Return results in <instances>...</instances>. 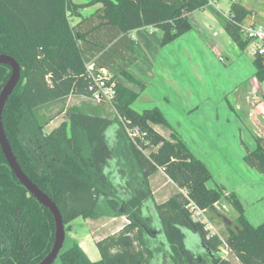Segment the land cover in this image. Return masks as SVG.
I'll return each mask as SVG.
<instances>
[{
    "label": "trees",
    "instance_id": "16d2710c",
    "mask_svg": "<svg viewBox=\"0 0 264 264\" xmlns=\"http://www.w3.org/2000/svg\"><path fill=\"white\" fill-rule=\"evenodd\" d=\"M98 2L102 5L91 14L69 23L70 9ZM210 5L209 0H0V53L20 65V79L2 111L18 163L55 202L64 227L80 216L128 217L117 235L96 241L99 260H89L72 240L60 252L63 264H229L218 255L221 245L230 248L240 264H264V221L252 225L237 195L222 184L208 187L211 173L206 163L192 154L158 107L132 108L138 93L118 80L122 76L142 86L128 71L137 61L133 30L157 28L165 45L192 28L190 12ZM250 12L231 0L228 16L220 17L241 50L251 41L242 36ZM252 56L254 77L262 81L264 56L257 51ZM89 62L105 68L115 82L110 102L90 98ZM9 75L10 67L0 64V89ZM72 95H85L97 105L90 111L65 106ZM106 106L113 116L104 112ZM263 106L255 103L257 110ZM50 108L56 111L46 114ZM61 112L66 119L46 131ZM252 135L256 147L249 150L243 144V159L264 176V133ZM158 169L175 188L163 202L155 201L148 180ZM223 198L237 212L235 229L223 236L208 234L200 221L191 219L190 208L205 215ZM0 223L10 248L5 264H25L28 259L34 264L53 244L52 214L18 182L1 150ZM188 236L194 238L195 248L188 246Z\"/></svg>",
    "mask_w": 264,
    "mask_h": 264
},
{
    "label": "rangeland",
    "instance_id": "374dc122",
    "mask_svg": "<svg viewBox=\"0 0 264 264\" xmlns=\"http://www.w3.org/2000/svg\"><path fill=\"white\" fill-rule=\"evenodd\" d=\"M238 1L250 10H255L257 12L256 19L247 17L243 21L244 24L254 21L255 24L260 23L264 25V0ZM216 2L217 3L210 5V7L195 10L190 14L189 18L190 22L194 25V32L190 31V34H188L190 38L184 40L197 50L202 48L201 43L194 35L200 37L205 43L214 41L219 45L220 50H217V54L210 50V55H204V58H206L207 71L204 69L205 71L203 72L210 75L208 84L202 87L199 83L195 82L193 78L189 77L188 68L186 69L187 63L184 62L182 63L184 74L183 78H181L188 84V88H179L177 94H173V91L177 88L174 90L173 88L171 89V87L167 88L161 79L154 80V82L145 80L148 85L140 96V104L143 102V105L147 104L150 106L154 103L164 108V111L170 115L171 121L174 123L172 125L174 128L173 130H176L177 134L182 136L188 148L191 149L195 155L203 162L206 160L209 163L211 173V178L208 181L209 186L215 187L217 184H222L225 190L227 189L234 192L244 206V215L249 218V222L252 225L256 226L264 221V213L260 215L261 211L264 210V176L244 162L243 144L253 139L251 133L254 135L264 133V110H257L254 105L255 101H260L264 105V80H258L259 84L253 87L255 82L253 81V77H250L226 95L240 115L241 120L246 123V127L251 132L250 133L242 121L229 108L224 95H220L221 87H228L235 81L238 75H245L250 72L252 64L248 62L247 57H245L243 62H236L237 66L233 65L230 71L226 72L220 68V65H223L220 64V61H225V56L231 58L230 49L227 48V46L234 45L236 49H238V46L232 41L221 25L220 17H226V12L223 14L218 11H227L231 0H216ZM71 6L70 3V8H72ZM80 14L81 13H79L76 8L70 9L69 12H67L69 23L71 25L74 24L78 20ZM196 30L201 31V34L199 35ZM242 36L246 39L243 32ZM251 44L252 41H250V44L244 49L246 53L250 52ZM221 51L223 53H221ZM250 55H252V53H250ZM220 57L221 60L219 59V61L218 58ZM140 64H145L144 57ZM181 83L183 82L181 81ZM260 83H262V85ZM121 84H129L128 86L132 87L135 91H140V85L137 83L132 84L127 81V78H122ZM166 91L169 92L167 96L170 102L163 97ZM151 101L153 103H151ZM73 104L89 111L93 110V107L97 105L85 95L69 96L65 101V106ZM191 104H193L192 106L200 105L199 109L194 111V117H191L192 115H186L184 111H182V109H185ZM133 105L136 108L139 107L136 102ZM177 109H180V112H177ZM50 110L53 112L56 111V108H50L47 110L46 114L50 113ZM104 112L110 116L114 114L110 106H106ZM65 119V114L61 112L45 126V130H51ZM239 134H241V137H239ZM171 186L172 184L168 187ZM172 189L175 192V188L173 187ZM190 211H192L191 208ZM115 217L117 218L113 219V216L101 215L97 219L90 220L91 222L88 224V229H95L94 236H97L95 238L96 241L106 236L117 235L119 229L114 231L115 228L113 229L112 224L115 225L117 221H123V224H125L128 221V217L125 215H117ZM236 217L237 212L235 208L223 198L215 205L214 210L210 213H206L204 216L195 214L191 219L200 221L204 226H208L207 223L205 224V221L208 220L211 226L207 229V233H219V235L223 236L229 229H235ZM65 227H67V225H65ZM78 232H81V230ZM193 241L194 238H192V236L187 237L188 246L191 248H195V245H191L194 244ZM71 243L72 240L66 231L61 251L68 249ZM219 250L220 252L218 255L222 260L229 264H240L230 248L226 245H221ZM53 264H63L60 255L57 256Z\"/></svg>",
    "mask_w": 264,
    "mask_h": 264
},
{
    "label": "crops",
    "instance_id": "0c3cea01",
    "mask_svg": "<svg viewBox=\"0 0 264 264\" xmlns=\"http://www.w3.org/2000/svg\"><path fill=\"white\" fill-rule=\"evenodd\" d=\"M72 1L75 3H78V4H83L87 0H72ZM215 3H217L216 0H213L212 4H215ZM101 5H102V3L98 2L95 4L89 5V6L79 8L77 11L81 14H80V16H78V20L74 24H76L83 16L85 17V16L91 14L93 11H95L97 8H99ZM228 7H229V5H228ZM246 8L248 10H250L248 7H246ZM218 11L220 13H223V14L226 12L225 16H228V8H227V11H224V12H222L220 10H218ZM250 11H252V12H250L247 15V17L256 19V17H257L256 13L257 12L255 10H250ZM191 13L192 12H190L188 14V18L190 17ZM212 19H214V18H212ZM189 20H190V18H189ZM74 24H72V25H74ZM150 28H152V27L137 28V29L133 30L131 33V37L133 38L134 47L136 50L137 61L129 67L128 71L134 78L138 79L140 81V83H142V86H140V91H136L137 93H139L138 97L133 102V104L136 102L139 105V107L136 108L133 104H131V107L138 110V111H141L144 108L156 106L162 111L164 117L166 118L168 123L171 125V127H173L172 125L174 123H172L170 115H168L164 111V108L158 106L157 104H154L152 101H151V103H153V104L150 106L147 104H145L147 106L143 105L142 104L143 102H141L142 105L140 104V100H141L140 96H141L142 92L145 91V88L148 85L146 82L147 81H153L154 82V80H157V79L160 80L161 79L164 82V84L167 86V88L171 87V89L173 88V90L175 88H177L173 91V94H177V91L179 88H188V84H186L184 82V80L182 79L183 74H184V69H183L182 63L186 62L187 63L186 69L188 68L187 70L189 73L188 76L193 78V80L195 82L199 83L202 87H204L205 85L208 84V81L210 80V78H209L210 75H207L205 72H203L205 70L207 71L206 58H204V55L205 54L207 56L210 55V53H211L210 50H212L213 53L217 54L218 53L217 50L218 49L220 50V47L214 41L209 42V43H205L200 37H197L196 35H194V36L201 43L202 49L197 50V49H194L193 46L191 47L189 45V43L184 41V40H187L188 38H190V36H188V34H190L189 33L190 31L192 32L194 30L193 24H192V28L190 30H188L187 32L183 33L182 35L178 36L173 41H171L170 43H167L165 45L161 44V31L157 28H152V30L150 31L149 30ZM196 32L199 35L201 34V31L196 30ZM194 34H196V33H194ZM184 36H188V37H184ZM184 38H186V39H184ZM251 47H252V44H251ZM251 47H250V49H251ZM227 48L230 49V54H231L230 57L231 58H229L228 56H225V61H220L218 58V60L220 61V64H223L222 66L220 65V68L222 70H224L226 72L232 70V66L233 65L237 66L236 62H241V61L243 62V59L245 57H247L248 62H250L252 64L253 56L250 55L251 52L246 53L245 50H241L238 47H237L238 49H236L234 47V45H228ZM221 53H223V52L221 51ZM143 57L145 58V64L141 65L140 62L143 59ZM254 71H255V67L252 64V68H251L250 72L246 73L245 75H238V77L235 79V81L232 82L228 87H221L220 95L223 94L224 97H226V95L231 90L236 88V86H238L240 83H242L246 79H249L250 77L251 78L253 77V81L255 82L253 84V87H256V85L259 84V82L256 79V77H254ZM185 73H186V71H185ZM204 74H206V75H204ZM122 78H124V77L120 76V77H118V80L121 81ZM145 80H147V81L145 82ZM181 81L183 83H181ZM145 84H146V86H145ZM260 84L262 85V83H260ZM124 85L126 87L134 90L132 87L128 86L129 84H124ZM167 93L169 94V92L166 91V94H164L163 97L168 102H170V100L167 96ZM152 97H153V95H152ZM159 98L162 99L161 97H159ZM258 102H260V101H255L254 105H255V103H258ZM192 105L193 104L187 106L185 109H182V111H184V114L192 115L191 117H194V115H193L194 111L199 109L200 105H194V106H192ZM263 110H264V106L261 109V111H263ZM177 112H180V109H177ZM177 123H180V122H177ZM242 123L246 127V123L243 121H242ZM156 128L158 129V127H156ZM246 129L248 130L247 127H246ZM175 132H176V130H175ZM176 134H177V132H176ZM261 134H263V133H261ZM261 134H258V135H261ZM177 135H179V137L185 143L182 136L180 134H177ZM251 135H252V133H251ZM239 137H241V134H239ZM252 137H253V135H252ZM247 138L251 139L249 137H247ZM248 139H247V142H248ZM244 145L249 150H253L256 147V142L254 140V137L252 140H250L248 143H246ZM189 150L191 151V149H189ZM243 151H244V155H245L244 148H243ZM191 152L194 156L199 158L197 155L194 154L193 151H191ZM204 162L206 163V165L208 166V168L210 170L209 163L206 160H204ZM148 180H149L150 189L152 190V194H153L156 202L165 201L173 193V189H172L173 185L171 187H168V186H170L171 182H170V180H168L165 177V175L163 174V172L160 169H158L156 172H154L149 177ZM207 186L211 187V186H209L208 182H207ZM226 191L230 192L227 189H226ZM263 213H264V210L261 211L260 215H263ZM245 217L249 221V218L246 215H245ZM115 218H117V217L113 216V219H115ZM90 220H92V219L83 218L81 216L74 218L73 220H71L67 224L68 229L66 231H67V234H69L70 239L74 240L78 243L79 247L86 254V256L89 260L97 261L100 259V252L96 246L95 238L97 236H94L95 229H92V230L88 229V224H89V222H91ZM122 225H123V221H117L115 225L112 224V227H113V229L115 228L114 231H116L118 229L120 230ZM80 230H81V232H78ZM97 240H99V239H97Z\"/></svg>",
    "mask_w": 264,
    "mask_h": 264
},
{
    "label": "water",
    "instance_id": "95a60500",
    "mask_svg": "<svg viewBox=\"0 0 264 264\" xmlns=\"http://www.w3.org/2000/svg\"><path fill=\"white\" fill-rule=\"evenodd\" d=\"M0 64L8 65L10 67V75L6 82L0 89V150L5 158L7 165L26 190L33 196L42 206L47 208L53 216L54 221V239L49 252L36 264H52L60 253L63 246L66 228L64 227L60 211L55 202L44 192L38 185H36L28 175L23 171L18 163L14 153L12 152L10 143L5 134L2 123V111L4 105L16 87L20 79V65L11 55L0 53Z\"/></svg>",
    "mask_w": 264,
    "mask_h": 264
},
{
    "label": "built area",
    "instance_id": "2783aa9c",
    "mask_svg": "<svg viewBox=\"0 0 264 264\" xmlns=\"http://www.w3.org/2000/svg\"><path fill=\"white\" fill-rule=\"evenodd\" d=\"M209 3L212 4V1L209 0ZM152 28L149 30L151 31ZM242 32L246 38L252 41L250 52L253 54L257 51L258 54L264 56V25L260 23L255 24L254 21L246 24L242 23ZM219 59L221 60V57ZM85 66L87 76L89 77L87 88L90 92V98L95 102H110L115 94V82L110 80L108 71L103 67H96L92 62L86 63ZM135 133L138 134L139 131L135 130ZM141 135L144 136L145 132H141ZM191 210V217H194L195 214L204 216L203 211L197 207L191 208ZM206 223L208 226L205 225L204 227L208 229L211 225H209L208 220L205 221Z\"/></svg>",
    "mask_w": 264,
    "mask_h": 264
},
{
    "label": "flooded vegetation",
    "instance_id": "af4514ba",
    "mask_svg": "<svg viewBox=\"0 0 264 264\" xmlns=\"http://www.w3.org/2000/svg\"><path fill=\"white\" fill-rule=\"evenodd\" d=\"M19 182V181H18ZM21 184V183H20ZM22 185V184H21ZM26 189V188H25ZM28 192V191H27ZM29 193V192H28ZM30 195V193H29ZM2 218H1V222H2ZM1 224V223H0ZM12 240V239H11ZM8 237L5 235V233H3V229L2 227H0V264H5V261L9 258V254H8V249H10L8 247L7 249V242H8ZM61 251V250H60ZM8 254V255H7ZM60 255V253H59ZM41 260V259H40ZM38 262V261H37ZM36 262V263H37ZM34 263V264H36ZM25 264H29V259L25 262ZM53 264V263H52Z\"/></svg>",
    "mask_w": 264,
    "mask_h": 264
}]
</instances>
